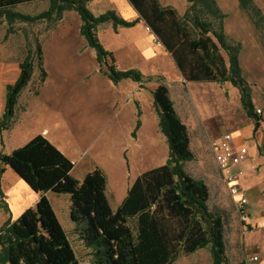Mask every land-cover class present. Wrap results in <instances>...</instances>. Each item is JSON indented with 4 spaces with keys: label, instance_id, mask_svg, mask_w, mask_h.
<instances>
[{
    "label": "rangeland",
    "instance_id": "obj_1",
    "mask_svg": "<svg viewBox=\"0 0 264 264\" xmlns=\"http://www.w3.org/2000/svg\"><path fill=\"white\" fill-rule=\"evenodd\" d=\"M216 2L226 13L223 19L226 35L233 43H241L239 62L252 98L256 105H263L264 20L260 16L264 18V0H253L260 15L252 10L243 11L237 0ZM159 3L175 8L180 15L188 5L186 0H159ZM47 6L48 2L43 0L21 4L12 10L32 16ZM88 7L99 14L114 5L110 0H90ZM80 23L75 11H65L59 19L34 22H7L0 17V105H6V85H14L20 72L25 73L19 63L29 50L34 51L36 41L47 72L46 80L40 83L34 61L32 74L24 86L20 88L19 84L12 90L16 94L12 117L15 121L22 117L4 143L5 152L41 134L57 145L76 167L89 168L83 182L78 184L73 172L69 177H73L74 186L49 193L80 264H90V254L72 230L68 207L74 202L84 203L92 210L96 226L114 245V264H136L135 220L120 216L119 202L138 174L163 164L167 158L168 144L158 128V116L152 105L155 99L164 109L172 107L186 126L194 159L185 164V169L196 178L202 177L208 185L209 208L222 211L225 216L226 238L235 208L226 188L227 196L222 190L224 183L211 156L209 139L239 123L244 111L238 90L234 88V92L229 82L185 81L143 22L130 29L118 28L116 32L109 23L98 26L97 36L113 53L115 67L136 68L145 76L142 83L125 78L110 84L108 79L97 76V72L106 75L99 71L95 57L87 53V44L79 33ZM136 103L141 111V124L134 132ZM201 165L212 173L210 178L200 171ZM219 192L225 198L221 203ZM0 210L4 211L1 206ZM2 215L0 211V225ZM253 231L252 227L250 233ZM257 254L264 259V253ZM193 259L182 255L177 264H188Z\"/></svg>",
    "mask_w": 264,
    "mask_h": 264
},
{
    "label": "trees",
    "instance_id": "obj_2",
    "mask_svg": "<svg viewBox=\"0 0 264 264\" xmlns=\"http://www.w3.org/2000/svg\"><path fill=\"white\" fill-rule=\"evenodd\" d=\"M36 1L40 0H0V17L7 22H34L59 19L63 12L75 11L81 21L80 35L95 51L99 71L113 84L125 78L142 83L145 76L136 68L117 69L113 53L97 36V28L110 23L116 32L118 28H130L143 22L170 55L185 81L229 82L235 87L241 108L253 122L254 131L257 129L260 117L239 62L241 43H233L226 35L223 26L226 13L216 0H186L188 5L181 15L173 7L162 6L159 0H127L137 13L133 20L122 18L114 9L94 14L88 7L90 0H46L47 8L32 16L12 10ZM237 2L243 11L252 10L260 15L253 0ZM260 19L264 20L262 16ZM34 61L39 82L43 83L47 72L37 41L34 51L29 50L19 63L25 73L20 72L14 85H6L7 100L0 118V130L10 125L14 114L16 94L11 92L19 84L20 88L24 86L30 78ZM160 96L163 100L162 93ZM152 105L158 116V128L168 144L167 158L163 164L138 174L119 205L123 219L135 220L133 253L136 264H173L180 256L193 254L201 248H208L211 264H232L226 254L225 216L222 211L209 208L210 192L206 182L185 169V164L194 159L186 126L172 107L164 109L156 99ZM140 115L136 103L134 132L140 127ZM259 151L264 156L262 146ZM4 166H8L40 197L33 208L26 209L13 220L7 218L0 225V263L80 264L51 201L45 195L67 177L70 184L67 186L74 185L73 178L68 176L73 167L70 159L45 136L37 134L9 153L0 151V177ZM0 206L9 211L7 205ZM69 219L73 233L89 249L90 264H114V245L96 226L92 210L84 203L74 202L70 205ZM234 264H242V261Z\"/></svg>",
    "mask_w": 264,
    "mask_h": 264
},
{
    "label": "crops",
    "instance_id": "obj_3",
    "mask_svg": "<svg viewBox=\"0 0 264 264\" xmlns=\"http://www.w3.org/2000/svg\"><path fill=\"white\" fill-rule=\"evenodd\" d=\"M110 2L114 5V8H116L117 11L114 8H108V9H114L122 18L126 20H133L137 17L136 11L132 8V6L127 0H110ZM134 26L130 28H133ZM130 28H126V29H130ZM89 48L90 47L88 46L86 47L87 53H89L94 58L95 51L92 48H91L92 51H90ZM97 76L103 79H108L107 76H102L98 72H97ZM109 83L112 84L111 81ZM234 88L235 87H233V91L235 92L236 89ZM252 101L255 107V111L256 109L260 110L259 112L260 120L258 122L257 129L254 131L253 122L244 113L239 119L238 121L239 123H237L236 126L231 128L230 131H225L232 134L233 140L236 144L239 145L244 144L248 149V154L246 158L239 165L243 169V174L240 177L239 182L245 188V194L247 198L246 209L249 217L248 223L254 228V231L252 233L249 232L247 234L242 235L240 233V221L238 219L236 209L233 210L231 223H228L227 225L228 233L226 237L227 238L226 254L232 264L240 262L245 252L246 253L256 252L261 254L264 253V156L259 151V146H262L264 148V104L256 105L253 98ZM5 106L6 105H0V118L4 113ZM21 117L18 116L16 121H15V117H12L10 125L6 129L0 130L1 152L9 153L14 148L19 147L16 146L14 148H11L9 152H5L4 150L5 141L13 135L15 128L18 127V125L21 122ZM222 133H219L214 137H218ZM45 137L50 141V139L46 135ZM54 146H56L60 151H62L57 145ZM77 167L74 163L71 171L69 172V175L70 174L73 175V172H75L74 177L77 178L79 184L84 181L85 179L84 176L88 173L89 168L88 166L85 165L79 166L78 169ZM200 171L206 174L209 178L211 177L212 173L209 171L207 167L201 165ZM67 178L63 179L59 184H57V186L53 190H50L45 193V195L49 198V200H50L49 193H51L52 191L59 193L60 191H62L63 187L70 185L68 184L69 182L67 181ZM224 188L225 187L223 185L222 190L224 194L227 196V193ZM217 190L218 189L215 187L214 189L215 194ZM39 197H40L39 193L34 192L8 166H4V170L0 177V204L7 205L9 211L0 210L1 213L3 214L2 221L6 220L7 218L13 220L17 218L26 209L33 208ZM217 197H218V202L220 203L222 202V200L225 199V198H221L220 192L217 194ZM120 203L121 202H119V205ZM69 208H70V204L68 210ZM205 249L207 248L198 249L193 254L185 256L188 258L194 257V259L191 262H188V264H210L211 263L210 255L208 250L206 251V253L203 252V250ZM229 253L232 254V257L229 256ZM177 261L178 259L173 264H177ZM262 264H264V259L262 260Z\"/></svg>",
    "mask_w": 264,
    "mask_h": 264
},
{
    "label": "built area",
    "instance_id": "obj_4",
    "mask_svg": "<svg viewBox=\"0 0 264 264\" xmlns=\"http://www.w3.org/2000/svg\"><path fill=\"white\" fill-rule=\"evenodd\" d=\"M138 25L141 26V24ZM144 28L149 30L147 25H144ZM256 112L259 113L260 110L256 109ZM209 149L230 200L236 209L240 221V233L247 234L252 231V226L248 223L245 188L239 182L243 174V169L239 165L246 158L248 149L244 144H236L229 132L210 138ZM242 264H262V258L257 253L246 254Z\"/></svg>",
    "mask_w": 264,
    "mask_h": 264
}]
</instances>
